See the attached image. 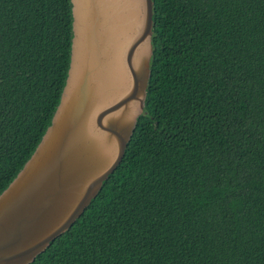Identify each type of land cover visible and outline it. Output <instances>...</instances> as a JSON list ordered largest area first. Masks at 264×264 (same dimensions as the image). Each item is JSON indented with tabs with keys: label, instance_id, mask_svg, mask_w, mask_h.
Listing matches in <instances>:
<instances>
[{
	"label": "trees",
	"instance_id": "16d2710c",
	"mask_svg": "<svg viewBox=\"0 0 264 264\" xmlns=\"http://www.w3.org/2000/svg\"><path fill=\"white\" fill-rule=\"evenodd\" d=\"M146 109L30 264H264V0H153ZM71 0H0V193L60 101Z\"/></svg>",
	"mask_w": 264,
	"mask_h": 264
},
{
	"label": "water",
	"instance_id": "95a60500",
	"mask_svg": "<svg viewBox=\"0 0 264 264\" xmlns=\"http://www.w3.org/2000/svg\"><path fill=\"white\" fill-rule=\"evenodd\" d=\"M71 57L40 142L0 193V264H30L122 161L145 112L153 0H71Z\"/></svg>",
	"mask_w": 264,
	"mask_h": 264
}]
</instances>
